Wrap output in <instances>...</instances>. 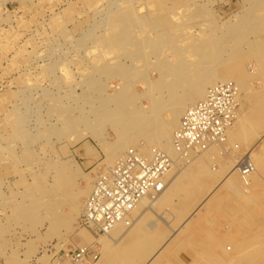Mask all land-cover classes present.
<instances>
[{"label":"rangeland","instance_id":"1","mask_svg":"<svg viewBox=\"0 0 264 264\" xmlns=\"http://www.w3.org/2000/svg\"><path fill=\"white\" fill-rule=\"evenodd\" d=\"M262 18L264 12L254 9L251 0H0V264H82L81 261L71 262L65 256V252L80 248L99 253L97 261L88 260L86 264H95L100 258L108 260L113 254L122 258L114 264H146L150 253L141 258H130L126 263L122 257L125 243L102 247L93 241L104 235H96L81 225L83 203L92 190V181L113 165L110 148L118 143V135L109 121L100 120L99 126H92L98 119L95 114L100 113L96 111L105 104L101 99L122 88L123 80L118 71L145 64L147 59L144 60L143 52L148 51L149 37L157 39L166 31L190 43L194 34L207 31L224 39L232 33L256 43L263 37ZM127 38L131 39L128 43ZM226 40L225 60L220 67H231L236 75L248 77L243 112H249L239 115H246L252 123L258 114L255 112L264 104V70L252 56L251 44L237 45ZM149 75L152 80L158 78L155 70H150ZM145 89L143 83L135 88L138 93ZM139 102L149 106L146 98ZM108 107L113 113L117 103L109 102ZM141 140L137 147H153ZM254 142L245 145L228 139L226 148L229 152L222 156L218 154L207 164L209 167L206 165L209 177H215H210L203 187L198 181L197 165L202 158L208 157L198 155L186 163L179 160L178 155L172 156L175 166L166 177V187L170 188L166 200L171 199L165 203L162 197V203L154 206V211H146L138 224L142 225L138 234L141 240L146 233L152 237L165 232L164 238L159 240L160 245L158 243L154 248L164 245L173 234L171 230L177 228L175 237L161 253L162 257L152 264H223L218 260L222 248L215 246L217 242L224 244V249L229 246L231 250L226 252L236 258L235 262L226 264H264V170H261L262 177H255L246 195L241 192L245 191L246 185L236 174L241 190L220 188L203 208L208 213L204 214L205 217L208 215L207 219L198 216L199 224L191 222L181 229L191 210L200 205L210 194L213 184L219 181L217 172L221 169L224 174L229 171L234 166L232 162L236 163L244 156ZM235 145L239 148H232ZM69 170L78 171V176L75 178ZM211 171L217 172L211 174ZM187 191L193 198L200 197L194 198L186 209L182 205L189 195ZM172 192L176 195L170 197ZM210 207L213 209H207ZM153 222L158 224L155 230L149 228ZM79 229L87 236H80ZM244 233L251 238L243 237ZM227 235H233L232 240L225 241ZM146 240H142L143 244ZM143 246L147 248V244ZM248 254L255 260L249 261Z\"/></svg>","mask_w":264,"mask_h":264},{"label":"bare ground","instance_id":"2","mask_svg":"<svg viewBox=\"0 0 264 264\" xmlns=\"http://www.w3.org/2000/svg\"><path fill=\"white\" fill-rule=\"evenodd\" d=\"M251 1H252V7L254 9H257L259 11H263L264 12V0H251ZM121 19H122V17H121ZM123 20H124V18L122 19V21ZM262 21H263L262 22L263 24L261 25V32H262V36L263 37L261 38L260 41H258L256 43H251V41L246 39L245 37H240V35H236V34H232V33H229L228 36L225 37V39H224V37H215L213 35V33H210V32L206 33L207 31L206 32L205 31H201L200 34H197V33L194 34L190 38V43H186L184 41V38L181 39L179 36L178 37H173L171 34H169V32H166V31L163 32V35L158 36L157 39H153V38L149 37L147 39V42H146L147 43L146 47L148 48V51L146 50V51L143 52V54H145L144 60L147 59V60H145L146 61L145 64L143 66H139V67L138 66L137 67L136 66L124 67L123 69H121V71H118L119 72V74H118L119 77H121V79L123 80V83L122 84L120 83L121 87H122V88L120 87L121 88V89H119L120 91H118V92L114 91V92H116L114 95L113 94H112V96L111 95H106L108 97L105 96L103 98L100 97V95H98L100 98H102L101 100L105 104H104L103 107H101L99 109V111H96V112H100V113H96L95 114V116H97L98 119L95 120L96 124H93L92 126H94V125L95 126H99L100 120H101V122L107 120V121H109L112 124V128H114V130L116 132L115 135L116 136L118 135V137H117V140H118L117 142L118 143L114 146V148L111 147V146H113V144H115V143H113L112 145L110 144L111 146L109 144H107V145H109V147L113 148V149L110 148L111 154H112V155H110L111 156V162H113V164H114L130 148L141 149L142 152L144 150L148 151L150 148L144 149L143 147H141L142 145L137 147L138 146V142L141 139L145 140V142L147 144L149 143V144L153 145L152 148H156V147L158 149L161 148L160 150H162V151L165 150L164 152H166L169 156L171 155V157L172 156H176L177 157V153L175 152V150L173 149V146H172V138H173L172 134H173L174 130H176V127H178V125H179V122H180L179 120L182 117L181 115H183L182 113L184 112V108L186 110V108H189L190 105L195 103L197 100L200 101V100L204 99L206 94H207V91L209 90V88L212 87L213 85H215L216 83L224 82V81H233V82H235L237 84V86L239 87L240 92H241L240 107H239V110H238V115H239V113L249 112V111H244L243 112V110H245V109H243V107H244L243 99H244V94L247 93L246 92V86H247L246 82L248 80V77L244 76V75H241V76L240 75H236L237 72L232 70L231 67L229 68V67H226V66H224V67H220V66L223 65L224 60H225L224 56H225V53H226V49H225L226 43H224V42H225V40L227 38V40H226L227 43L233 41L237 45L251 44V46L249 48L250 52H251L252 56L256 57V59L258 61V65H259L258 67H260L262 70H264V18H262ZM126 27H127V25H126ZM126 31H129V30H126ZM230 31H231V29H230ZM121 32H124V31H121ZM127 40H128L127 41V43H128V42H130L131 39L129 40L127 38ZM119 41H117V42H119ZM124 42H126V41H124ZM179 43H182V45L180 46ZM134 44H131V46L134 45ZM124 47H122V48H124ZM219 67H220V70H219ZM150 70H155L158 73V78H156L154 80L150 79V77H149L150 76L149 75ZM110 75H112V74H110ZM115 75H117V74H115ZM258 79H259V77H258ZM141 83L146 85V89L143 92L138 93L135 90V88H136V86L138 84H141ZM103 85L105 86L104 83H103ZM103 92H105V91H103ZM183 92H185V97H182L183 96ZM102 94H106V93H102ZM253 95H251L250 97H252ZM190 96H192V100L193 101H188V98ZM143 98L148 99L149 106L145 107L143 104H140L139 100L143 99ZM112 101H115L117 103V107H116L115 111H113V113H111L112 110L108 107L109 102H112ZM96 106H97V104H96ZM254 111H253V114H254ZM255 113H258V114H257L256 119H254V121L252 123L250 121L251 119L248 120L245 117L246 115L240 114L238 116V119L236 120V122L229 129V135H228V139L235 140L238 143H243L245 145L250 143V142H252V141H255L254 144L252 146H250L247 149V151L245 152V155H249L250 156V158L252 160V163L254 165L253 174H251V176H249L246 180H242V178H241V182L243 181L245 183V185H246L244 187L245 191L244 190L241 191L243 194L245 193V195L249 191L248 189H249L251 183L253 182V180H255V177H262L261 170H264V104L262 106L260 105L259 109ZM251 116L252 115H250V117ZM74 117H73V120H74ZM92 131H93V129H92ZM101 133H102V131H101ZM240 151L242 152V149ZM219 153L220 152H219L218 148L212 147L208 151L200 154L201 156L206 155L208 157V159L202 158L201 161H199V163L197 165V167H198L197 173H198V175L200 177V178L198 177L199 178L198 181L200 182L202 187L206 186L207 181H209L212 177H215V176H210L211 177L210 178L209 175L207 174V169L206 168L209 167L207 164L209 162H212V160H214V157L218 156ZM195 157H197V156H193L192 159H194ZM233 163H234V166L231 167V169L229 171H227L225 174H224V171H221L222 169L220 171H218V172L216 171L218 176L220 175L219 176L220 177L219 181L217 183H214L213 187L211 186L212 188H210L211 189L210 190V194L208 196H207L208 193L206 194L207 197H205L203 199V201L200 203V205L198 207H196L194 210H191L190 207H189V210H191L192 212L188 216V218H185L186 220L184 219L185 222H184V224H182L181 229H183L188 224L190 225L191 222L197 221L199 217H201V219L202 218L207 219L208 215L206 217L204 215L205 213H207V211H204L203 208L210 201L211 197H214L213 195L216 192L218 193V190L220 188H224L227 191H230L231 187H234L236 190L240 189L239 186L237 185V182H236V181H238L237 178H236V174L239 175V178H240V174L235 169V164H236L235 161L232 162V164ZM187 165H189V164H187ZM64 169H66V168H64ZM176 169H178V168H176ZM182 170H183V168H182ZM210 170H209V172H210ZM69 171H70L71 175L74 176L75 178L78 176V171H76V170H73V171L69 170ZM180 171H179V173H180ZM213 171H215V170H213ZM61 172H63V171H61ZM215 173L211 171V174H215ZM68 176H69V174H68ZM168 177H169V175H168ZM170 177L172 178V176H170ZM175 177H177V176H175ZM167 181H168V179H167ZM92 182H94V181H92ZM168 189H170V188L166 187V190L158 197H155V198H149V197L143 198L140 201V203L138 204V206L132 212V219H131V223H130L129 226H126V224H119L114 229H112L109 233L103 234L104 236L101 235L102 238L94 239L93 242L100 243L102 245V247H104L105 245H109L110 243H113L114 245H117L120 242L125 243L126 246H124V249L122 251V257L124 258V261L126 260V263H128L130 258H133L135 256H139V258H141L142 255H144L146 253H150L149 260L147 259L148 261H146V264H152L155 260H157L158 258H161L162 257V256L160 257V255H162L161 253L164 251L165 247L168 244H170L169 242L172 239V237L174 235H176V233H177L176 229L177 228L171 230L173 232L172 236H170L167 239V242H165L164 245L158 246V248L155 247L157 249H155L154 246L158 245L160 238H164L165 232H160L159 231L160 233L158 235H155V236H152V237L150 235H147L148 233H146L142 237V240L147 239L145 241L146 243L144 242L145 244H147V248H145L143 246V245H145V244H143V241L138 238V234L140 233V230H139L140 226L138 224H140L139 222H140L141 218L143 217V215H144V213L146 211H148V210L154 211L155 209H153V207L156 206L159 202L162 203V201H161L162 197H164L163 201L166 200V197H168V196H166L167 191L169 192ZM180 189H182V188H180ZM204 189L207 190L206 188H204ZM88 190H90V189H88ZM190 190L192 192V189H190ZM180 191H182V190H180ZM82 192H81L80 195H82ZM187 193H189V192L187 191ZM173 194L176 195L175 193L172 192L170 194V197ZM83 195H85V194H83ZM178 195H179V193L177 194V197H178ZM195 196H197V195H195ZM221 196H219V197H221ZM197 197H194V198H197ZM225 197H226V195H225ZM240 197H241V195H240ZM194 198H193V195H191V193H189V195L186 196V198H184L183 205H182L183 208H186V206L189 205L193 201ZM169 199H171V198H169ZM241 199H242V197H241ZM168 200H166L165 203L168 202ZM220 200H217V201H220ZM196 201H198V199ZM234 201H236V200H234ZM242 201L243 200H241V202ZM244 201H245V199H244ZM246 201H248V200H246ZM161 203H160L159 206H161ZM194 203H195V201H194ZM214 203H216V201ZM226 203H228V202H226ZM237 203H239V202H237ZM237 203H236V205H237ZM241 204H244V203H241ZM241 204H239V205H241ZM253 204H255V203H253ZM83 206H84V203H83ZM215 206H216V204H215ZM231 206H232V204H231ZM72 207H73V205H72ZM81 208H82V206H81ZM81 208H79V209H81ZM211 208L212 207L207 208V209H211ZM213 208H214V206H213ZM222 208H224V207L222 206ZM232 209H233V206H232ZM174 210H176V209H174ZM223 210L226 211L227 209H222V211ZM234 210H235V207H234ZM234 210H232V211H234ZM242 210H244V209L242 208ZM246 210H247V208H246ZM139 211H141V213H139V215H138L137 213ZM178 211H180V210H178ZM184 211H182V212H184ZM214 211H212L211 213H213ZM219 211H221V210H219ZM247 211H250V210L248 209ZM73 212H74V210H73ZM82 212H83V210H82ZM170 212H172V211L170 210ZM216 212H217V210H216ZM251 213L253 215V212H251ZM77 214H79V210H78ZM135 214H137L136 218H135ZM216 214L217 213H215V216H216ZM77 217H78V215L74 217L75 222L77 221ZM184 217H186V216H184ZM230 217H232V216H230ZM159 218L161 220H163L164 222H167V221H165V219H166L165 217L160 216ZM252 218L253 219L255 218V220L257 219V217H253V216H252ZM251 219H250V222H251ZM209 220H207V221H209ZM234 220H236V219H234ZM143 221H142V223H144ZM169 221H170V219H169ZM259 221H257V222H259ZM176 222H177V219H176ZM239 222H240V220H239ZM253 222H251V223H253ZM172 224L173 223H171L170 226ZM197 224H199L198 221H197ZM207 224H209V223L207 222ZM157 225L158 224L153 222V223H151V226H149V228L152 229V230H155V228L158 227ZM254 225H255V223H254ZM254 225H252V226H254ZM166 226H167V224H166ZM196 226H199V225H196ZM208 226H210V225H208ZM248 226H249V224H248ZM141 227H142V225H141ZM245 227L249 228L247 226H245ZM251 228L253 229V227H251ZM156 230H159V229H156ZM201 230H202V227H201ZM249 230H250V228H249ZM237 232H239V231L237 230ZM206 233H208V232H206ZM248 233H244L243 237H247ZM263 233L264 232H262V234ZM78 234L80 236L81 235L82 236H87V234L84 233L83 230H80ZM239 234H240V232L238 234H236V235L238 236ZM245 234H247V235L245 236ZM178 236H179V234H178ZM209 236L210 235L208 233V237ZM232 236L231 235H227L224 238V240L226 241V240H229L230 238L232 240ZM248 237H247V239H248ZM252 237H254V236H252ZM151 238L153 240H151ZM249 238H251V237H249ZM210 239H212V238L210 237ZM254 239H255V237H254ZM254 239H253V241H254ZM212 240L216 241L214 238ZM258 240H261V239H258ZM262 241L264 242L263 239H262ZM171 242H173V241H171ZM234 243L236 244V242H234ZM162 244H163V242H162ZM137 245L142 246V247H136ZM159 245H160V243H159ZM223 245L224 244L219 243V242L215 243L216 247L222 248V252H221V255H220L218 260L220 262H223V264H226V262H230V263L235 262L236 258L233 257V256H230L226 252L228 250H231V248H229V246H227L226 249H224ZM258 245H259V243H258ZM260 245H263V244H260ZM64 246H66L65 243H64ZM249 249H250V247H249ZM232 250H234V249H232ZM262 250H264V249H262ZM172 252H173V250H172ZM230 252H232V251H230ZM168 253H171V252H168ZM168 255H170V254H168ZM246 256H247V254H246ZM246 256H245V258H246ZM252 256H253V254H252ZM108 258H110V259L105 260V261L102 260L103 258H100V260L98 262H96V263L94 262V263L95 264H111V263L114 264L116 261H118V262L122 261V258L118 259V255L117 254H113L111 257H108ZM168 258L169 257H167V259ZM214 259H216V258H214ZM248 259H249V261L250 260L251 261L255 260L254 258H250V255H249ZM110 261H111V263H110ZM168 261H170V259H168ZM87 262H88V260H86V261L82 260L80 263L86 264ZM171 262H172V260H171ZM237 262H239V261H237ZM204 263H205V261H204ZM256 263L257 262H255V264Z\"/></svg>","mask_w":264,"mask_h":264},{"label":"built area","instance_id":"3","mask_svg":"<svg viewBox=\"0 0 264 264\" xmlns=\"http://www.w3.org/2000/svg\"><path fill=\"white\" fill-rule=\"evenodd\" d=\"M240 96L235 82H219L209 88L204 99L185 110L172 138L179 160L189 163L193 156L212 147L218 148L220 155L229 152L226 148L229 129L238 119ZM175 162L158 148L143 152L137 148L127 150L96 177L84 202L81 225L97 235L109 233L119 224L129 226L132 212L143 198L158 197L166 190V177ZM235 169L242 180L251 176L254 165L250 156L240 157ZM65 256L71 262L99 259L97 251L87 248L67 251Z\"/></svg>","mask_w":264,"mask_h":264},{"label":"crops","instance_id":"4","mask_svg":"<svg viewBox=\"0 0 264 264\" xmlns=\"http://www.w3.org/2000/svg\"><path fill=\"white\" fill-rule=\"evenodd\" d=\"M190 99H191V100H190ZM188 101H193V100H192V96H190V97L188 98Z\"/></svg>","mask_w":264,"mask_h":264}]
</instances>
